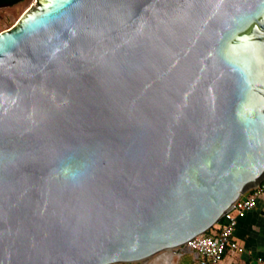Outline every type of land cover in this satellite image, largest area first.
<instances>
[{
    "label": "water",
    "instance_id": "obj_1",
    "mask_svg": "<svg viewBox=\"0 0 264 264\" xmlns=\"http://www.w3.org/2000/svg\"><path fill=\"white\" fill-rule=\"evenodd\" d=\"M263 180L264 0H36L0 32V264H180Z\"/></svg>",
    "mask_w": 264,
    "mask_h": 264
},
{
    "label": "built area",
    "instance_id": "obj_2",
    "mask_svg": "<svg viewBox=\"0 0 264 264\" xmlns=\"http://www.w3.org/2000/svg\"><path fill=\"white\" fill-rule=\"evenodd\" d=\"M263 194L264 180L259 186L243 194L224 214L220 223L190 240L187 245L199 253L192 264H220L229 248L242 251V248L233 241L235 230L239 220L257 207L258 200Z\"/></svg>",
    "mask_w": 264,
    "mask_h": 264
},
{
    "label": "crops",
    "instance_id": "obj_3",
    "mask_svg": "<svg viewBox=\"0 0 264 264\" xmlns=\"http://www.w3.org/2000/svg\"><path fill=\"white\" fill-rule=\"evenodd\" d=\"M233 241L242 251L228 249L220 264H264V194L260 196L257 207L239 220ZM168 254L163 253L148 260L146 264H167ZM198 258L196 254H186L180 264H192ZM175 258L172 264H177Z\"/></svg>",
    "mask_w": 264,
    "mask_h": 264
},
{
    "label": "rangeland",
    "instance_id": "obj_4",
    "mask_svg": "<svg viewBox=\"0 0 264 264\" xmlns=\"http://www.w3.org/2000/svg\"><path fill=\"white\" fill-rule=\"evenodd\" d=\"M34 2H36V0H23L13 6L11 5L1 6L0 7V32L6 29H9L13 25H15L17 21L22 17V15L32 6Z\"/></svg>",
    "mask_w": 264,
    "mask_h": 264
},
{
    "label": "trees",
    "instance_id": "obj_5",
    "mask_svg": "<svg viewBox=\"0 0 264 264\" xmlns=\"http://www.w3.org/2000/svg\"><path fill=\"white\" fill-rule=\"evenodd\" d=\"M23 0H0V7L7 5H16L17 3L21 2Z\"/></svg>",
    "mask_w": 264,
    "mask_h": 264
},
{
    "label": "bare ground",
    "instance_id": "obj_6",
    "mask_svg": "<svg viewBox=\"0 0 264 264\" xmlns=\"http://www.w3.org/2000/svg\"><path fill=\"white\" fill-rule=\"evenodd\" d=\"M166 259H167V258H166ZM167 264H171V263L167 261Z\"/></svg>",
    "mask_w": 264,
    "mask_h": 264
},
{
    "label": "flooded vegetation",
    "instance_id": "obj_7",
    "mask_svg": "<svg viewBox=\"0 0 264 264\" xmlns=\"http://www.w3.org/2000/svg\"><path fill=\"white\" fill-rule=\"evenodd\" d=\"M6 5H7V4H6ZM154 264H160V263L156 262V263H154Z\"/></svg>",
    "mask_w": 264,
    "mask_h": 264
}]
</instances>
